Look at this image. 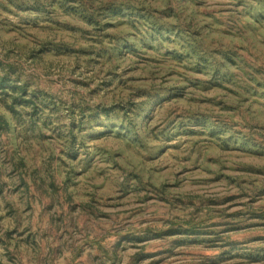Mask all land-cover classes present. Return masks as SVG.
Returning <instances> with one entry per match:
<instances>
[{
    "label": "rangeland",
    "instance_id": "1",
    "mask_svg": "<svg viewBox=\"0 0 264 264\" xmlns=\"http://www.w3.org/2000/svg\"><path fill=\"white\" fill-rule=\"evenodd\" d=\"M0 264H264V0H0Z\"/></svg>",
    "mask_w": 264,
    "mask_h": 264
}]
</instances>
